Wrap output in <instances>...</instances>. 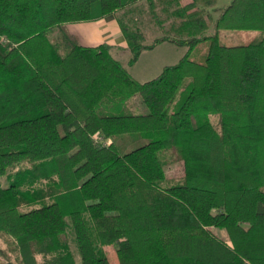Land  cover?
I'll use <instances>...</instances> for the list:
<instances>
[{
	"label": "trees",
	"instance_id": "16d2710c",
	"mask_svg": "<svg viewBox=\"0 0 264 264\" xmlns=\"http://www.w3.org/2000/svg\"><path fill=\"white\" fill-rule=\"evenodd\" d=\"M214 4L0 0V264H113L111 244L119 264H264V35L219 40L264 31V0H231L216 18ZM110 14L129 65L163 41L189 51L141 82L110 44L66 27ZM146 17L165 32L151 43ZM203 41L200 62L190 51ZM137 95L144 109L126 111ZM126 134L146 143L122 153ZM178 161L183 175L163 186Z\"/></svg>",
	"mask_w": 264,
	"mask_h": 264
},
{
	"label": "rangeland",
	"instance_id": "374dc122",
	"mask_svg": "<svg viewBox=\"0 0 264 264\" xmlns=\"http://www.w3.org/2000/svg\"><path fill=\"white\" fill-rule=\"evenodd\" d=\"M155 26L154 23H151L150 21H146V23L143 25V29L146 31L147 34V42L151 43L156 37H160L162 35H165V32L160 29H152V27ZM214 32L213 27H211L206 34H212ZM264 35L263 30H222L219 34V40L220 43L227 46H233V45H242L247 44L252 41L260 39ZM171 45H164L162 47H159L154 52H146L141 59L135 64V65H129V52L122 53L119 59L128 67L130 72L134 77L137 79H142V81L145 80H151L157 75H159L165 65H171L175 64L179 61V59L184 56L187 51H189V48L186 46H179L172 43H169ZM208 49V44L206 41H203L199 43L194 49L190 51V56L200 62L205 61L206 53ZM153 62L154 64L152 67H149L147 69L148 64ZM189 82V80L186 81V84ZM183 95V88L180 89V94L177 97V100H179ZM141 97L137 95L136 97L130 98L126 100L125 102L121 103L123 108L126 109V111H130L133 113H140L142 111L140 104H141ZM143 105V103H142ZM213 121L216 123L219 114L218 113H211L210 114ZM114 140L118 144L120 150L122 153H126L127 151L134 149L138 147L139 145L146 143V141L140 137L138 134H126V135H117L114 137ZM25 157H18L15 156L10 162L17 163L19 161L24 160ZM167 172V178L163 181V186H170L173 184L178 183L177 179L183 175V164L178 161L175 163L170 164L166 167ZM3 184H7L5 177L1 178ZM264 190V186H263ZM44 202H37L35 204L24 206V209H31L34 207H39ZM85 218L88 221V224L90 227H92V222L90 220L89 214H84ZM212 230L220 235L223 238H226V232L224 230H219L217 228H212ZM70 235V243L74 251H76V244L73 240V235ZM6 236L0 235V242L3 244L4 247H6L5 242ZM106 251L110 257V260L113 264H119L118 259L116 256V247L115 245H107L105 246ZM1 261H5L3 257L0 256Z\"/></svg>",
	"mask_w": 264,
	"mask_h": 264
},
{
	"label": "crops",
	"instance_id": "0c3cea01",
	"mask_svg": "<svg viewBox=\"0 0 264 264\" xmlns=\"http://www.w3.org/2000/svg\"><path fill=\"white\" fill-rule=\"evenodd\" d=\"M230 1L231 0H215V4L212 7H210L209 10L213 14V16L216 18L220 9L227 6L230 3ZM146 21L147 22L150 21L151 23L155 24V26H153L152 29H160L161 30L159 25L156 24L149 17H146L145 19H143L142 27L146 23ZM66 27L71 33H73L74 35H76L78 37V39L80 40L82 45L97 46V45H100L102 43L110 44L112 46L111 52L114 55V57H116L117 59H119V57L121 56L122 53L129 52V50L127 49L126 38H125L121 28H120V25L118 23V20H117L115 14H110L106 17H103V18H100L97 20L67 23ZM211 27H213V26H211ZM169 43H172V45L175 44V43L170 42V41H163V42L157 44L154 49L143 51L140 58L138 59V61L141 59V57L146 52H154L159 47H162L164 45H171ZM175 45H177V44H175ZM129 54H130V52H129ZM129 58H130V56H129ZM153 64H154L153 62L148 64L147 69H149V67H152ZM137 80H139L141 82L148 81V80L142 81V79H137ZM140 107L142 110L144 109V106L142 104H140Z\"/></svg>",
	"mask_w": 264,
	"mask_h": 264
},
{
	"label": "built area",
	"instance_id": "2783aa9c",
	"mask_svg": "<svg viewBox=\"0 0 264 264\" xmlns=\"http://www.w3.org/2000/svg\"><path fill=\"white\" fill-rule=\"evenodd\" d=\"M94 137H95V139H96L97 141H102V140H104L103 137H102V136H99V135H95ZM106 143H109V141L107 140Z\"/></svg>",
	"mask_w": 264,
	"mask_h": 264
}]
</instances>
